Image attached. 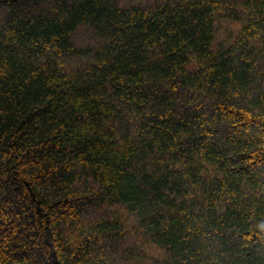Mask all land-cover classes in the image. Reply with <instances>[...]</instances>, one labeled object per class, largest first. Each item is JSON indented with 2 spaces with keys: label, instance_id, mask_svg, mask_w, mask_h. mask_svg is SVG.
I'll return each instance as SVG.
<instances>
[{
  "label": "trees",
  "instance_id": "16d2710c",
  "mask_svg": "<svg viewBox=\"0 0 264 264\" xmlns=\"http://www.w3.org/2000/svg\"><path fill=\"white\" fill-rule=\"evenodd\" d=\"M264 264V0H0V264Z\"/></svg>",
  "mask_w": 264,
  "mask_h": 264
},
{
  "label": "water",
  "instance_id": "95a60500",
  "mask_svg": "<svg viewBox=\"0 0 264 264\" xmlns=\"http://www.w3.org/2000/svg\"><path fill=\"white\" fill-rule=\"evenodd\" d=\"M50 264H62L58 257H57V254L56 252L54 251V249L52 248V254H51V262Z\"/></svg>",
  "mask_w": 264,
  "mask_h": 264
}]
</instances>
